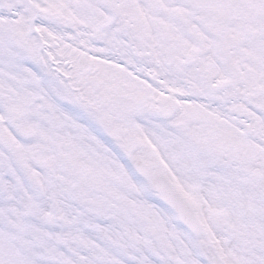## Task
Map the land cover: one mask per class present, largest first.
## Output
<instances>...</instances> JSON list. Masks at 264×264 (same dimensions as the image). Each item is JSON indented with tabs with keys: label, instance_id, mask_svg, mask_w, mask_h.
Here are the masks:
<instances>
[{
	"label": "snow or ice",
	"instance_id": "6c2138e0",
	"mask_svg": "<svg viewBox=\"0 0 264 264\" xmlns=\"http://www.w3.org/2000/svg\"><path fill=\"white\" fill-rule=\"evenodd\" d=\"M0 264H264V0H0Z\"/></svg>",
	"mask_w": 264,
	"mask_h": 264
}]
</instances>
